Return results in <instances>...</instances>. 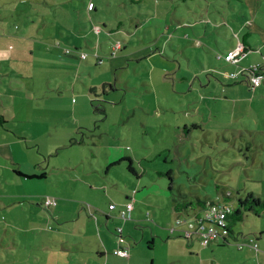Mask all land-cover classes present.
<instances>
[{
    "label": "rangeland",
    "instance_id": "rangeland-1",
    "mask_svg": "<svg viewBox=\"0 0 264 264\" xmlns=\"http://www.w3.org/2000/svg\"><path fill=\"white\" fill-rule=\"evenodd\" d=\"M44 1L56 5L54 37L38 34L42 37L21 38L31 48L38 42L46 54L36 50L30 61L36 64L32 79H19L12 90L18 101L10 128L18 135L17 131H24L28 137V142L18 144L44 146V151L47 146L63 147L61 154L52 158L49 170L62 187L73 183L77 188L92 179L103 180L113 158L119 154L130 157L139 178L129 172L134 185L127 184L140 190L133 213L140 222L133 230H138V236L143 231L148 234L146 264H264V210L258 215L245 211L244 220L232 225L234 233L241 232L242 243L259 245L251 253L248 246L238 248L234 234L230 244L214 246L215 250L163 239L178 219H188L185 213L192 211L189 207L219 202L231 206L235 213L239 200L247 194L264 202V75L263 89H258L256 96L252 89L245 94L253 114L242 121L232 120L231 115L223 121L217 112L222 100L204 89L206 70L211 66L220 72L225 47H237L244 42L245 33H250L247 37L256 51L241 57L238 67L246 69L262 61L264 0ZM208 18L209 23H199L191 33L197 34L200 43L213 46L222 58L210 53L204 59L207 46L196 47L195 39L185 36L182 29ZM60 32L68 37L61 40ZM21 39L10 40L15 46ZM117 42L122 48L115 52ZM66 50L70 53L65 54ZM248 55L252 56L246 58ZM23 65L25 73L30 66ZM209 75L219 79V74ZM182 77H187L188 83ZM33 87L31 101L27 93L31 95ZM185 125L189 131L183 135ZM47 153L48 159L51 152ZM129 164L126 161L116 167L110 173L114 179L106 180L126 188L118 175L121 169L128 170ZM65 166L70 171H65ZM104 190L97 189V195L105 194ZM114 192L116 197L124 195L118 189ZM92 195H84L83 204L108 211L109 202L100 203ZM177 206L182 213L174 211ZM116 228L112 222L109 231L113 237ZM157 228L167 233L156 238L150 250L151 231Z\"/></svg>",
    "mask_w": 264,
    "mask_h": 264
},
{
    "label": "crops",
    "instance_id": "crops-1",
    "mask_svg": "<svg viewBox=\"0 0 264 264\" xmlns=\"http://www.w3.org/2000/svg\"><path fill=\"white\" fill-rule=\"evenodd\" d=\"M55 7L54 3L44 0H0V264H146L148 234L143 231L142 235L138 236V230H133V226L138 225V222H140L138 220L139 216L133 215L136 210V195L140 190L130 189L127 183L129 182L132 185L133 182H131V176L126 169H121L122 173L118 175L120 179L122 178L125 181L126 188H123L120 183L117 186L106 180L107 178L113 180L114 177L110 173L113 170L116 171V167L124 166L127 160L132 165V159L119 154L116 160L113 158L108 163L103 180L92 179L86 181V183H81L80 187L77 188L73 183L70 186H67L68 183H66L67 187H62L59 185L60 183H55L57 178L54 179L49 170L52 158L61 154L60 150L63 147L49 146L48 149L47 146V150L51 152L47 159L48 151H44V146L18 144L23 140L28 142V137L25 136L24 131H17L21 135L23 134L21 136L10 128L11 123L16 119L15 111L18 101L17 95L12 93L13 87L18 85L17 81L19 79H32L36 64L34 62L30 63V61L34 58L33 55L36 50L46 54L42 45V47L36 45L38 42L35 43L34 48H31L28 41L21 38L35 39L42 37L40 36L42 34L53 38ZM201 20L182 27L185 36L188 38L193 37L196 47L207 46L202 54L204 59L210 57L211 54L218 59L222 56L216 53L214 49L212 50L213 46L211 48L208 42H205L207 45L200 43L197 40V34L195 37L191 33V29H196L199 23L206 24L210 21L209 18ZM66 27L68 29L67 24ZM97 28L99 27H96L95 30L99 31ZM15 29H18L20 34ZM255 31H257V28ZM188 32L191 36L187 35ZM60 34L61 40L68 37L64 32H60ZM248 34L250 33L248 32ZM248 34H244L243 41L245 42L246 39L249 45L247 53L252 54L256 49L251 44L252 41L248 40ZM13 38L21 39V42L14 46V41L10 40ZM44 43L41 44L45 45ZM216 44L221 47L218 42ZM60 45L57 42L58 48L61 49ZM235 48L233 44L225 47V50L228 53ZM263 50L260 51L262 61L256 63L262 66L260 73L262 78L264 75ZM58 51L60 50L58 49ZM68 53H70V50H66L65 54ZM249 56L252 55H248L246 58ZM99 62H102L100 58ZM24 63L30 66L25 73L22 71ZM220 67L218 68L221 70L220 72H214L217 70L211 66L210 69L206 70V72L208 71V82L205 79V92L213 93L212 97L222 100V108H218L217 112H219L223 121H228L230 115L233 117L232 120L239 119L242 121L248 115L253 114L250 100L245 97L247 90L252 89L256 96L258 89H263V83L260 88H254L248 74H242L243 69L239 68L238 64L225 61ZM210 72L216 75L219 74V79L210 76ZM230 73L236 74V78H229ZM181 80L188 83L187 77H182ZM194 86L195 84H193ZM34 87L31 90V95L29 92L27 93L30 96L27 98L31 101L35 97ZM21 89L23 88L21 87ZM216 94L219 96H216ZM21 100L23 98H20L19 101L22 107ZM177 130L180 137L182 132L179 128ZM188 131V126L185 125L183 135ZM187 136L190 135L187 134ZM16 138L19 139L18 142ZM65 167V171H70L69 166ZM57 170L62 172L60 167ZM59 179L61 177H58ZM62 179L67 182L71 180L66 177H62ZM101 182H103L102 187H100ZM103 188L105 194L98 196L96 190H102ZM114 189L122 191L124 195L116 197L117 193L114 192ZM92 193L100 199V203L101 201H108L109 205L113 204L115 206V209L111 210L108 205V211H103L97 206L92 208L84 205L82 202L83 196L86 195L91 198L93 197ZM47 199L56 201V206L45 207L43 204ZM132 201L135 204L133 211L127 214L126 217H122L121 212L125 210V205ZM179 210V206L174 208L176 213H182ZM188 211L191 212H188L190 214L185 213L186 218H188L186 222L179 226L169 227V236L163 237L166 236V230L159 231L157 228L151 231V240L148 242L150 250L154 248L156 238L159 237L168 238L169 243L186 245L187 247L202 245L199 237L188 238L184 234V230L198 216L200 208L191 209L189 207ZM233 213L232 211L231 215ZM190 219L192 220L190 221ZM229 221L231 228L233 221L230 218ZM112 222L117 227L115 230L116 237H113L115 235L112 236L109 231ZM172 228L173 230L174 228L177 229L171 232ZM176 232L177 234H175ZM231 234H234L235 239L233 242L238 244L240 250L248 246L249 253H251L259 247L257 243L253 242L249 244L242 243L240 240L242 238L239 236L241 232L234 233V230L227 239L216 241L208 246L202 245V247L210 246L214 250V246L224 248L225 245L231 243ZM172 238L180 239V241H173ZM240 242L241 244H239ZM119 249H127L128 257L115 255L114 251Z\"/></svg>",
    "mask_w": 264,
    "mask_h": 264
},
{
    "label": "built area",
    "instance_id": "built-area-1",
    "mask_svg": "<svg viewBox=\"0 0 264 264\" xmlns=\"http://www.w3.org/2000/svg\"><path fill=\"white\" fill-rule=\"evenodd\" d=\"M115 50L120 49V44H117L114 48ZM247 52L244 51L242 44H239L233 51H229L225 57L224 61L237 64L238 60L241 57L246 56ZM82 58H85L86 55H82ZM222 58V57H220ZM242 74H248L251 79V83L254 88H258L262 84V76L259 73L258 69L252 66L249 69H243ZM229 78H236V74H230ZM56 201L52 199H47L43 204L45 207L49 208L50 206H56ZM134 202H130L125 205V210L121 212L122 217H126L127 214H130L134 209ZM111 210L115 209V206L109 205ZM232 213V207L227 204H222L219 202H211L207 205L206 208L200 209L198 216L195 220L192 221L188 228L184 230L185 236L192 238L193 235L197 234L200 236V240L203 246H208L216 241H223L228 238L230 235V221L229 217ZM186 220H179L177 225H181ZM177 228L171 229V232L176 231ZM121 232V230H119ZM115 255L128 257L127 249H119L114 251Z\"/></svg>",
    "mask_w": 264,
    "mask_h": 264
},
{
    "label": "trees",
    "instance_id": "trees-1",
    "mask_svg": "<svg viewBox=\"0 0 264 264\" xmlns=\"http://www.w3.org/2000/svg\"><path fill=\"white\" fill-rule=\"evenodd\" d=\"M247 43L248 42L246 41V39H245L244 43H241L243 45V47H244V51L245 52H248L247 48H249V45ZM116 51L117 50H115V52ZM255 67L258 69L259 73H261L262 66L261 65H257ZM127 161H129V160H127ZM128 170L135 177L139 176V174L132 167L131 162H130V164L128 166ZM207 205L208 204L201 205L200 209L206 208ZM262 210H264V202H262L259 198H256L252 194H247L246 197L241 198L239 200V208L236 209L235 213L230 215L231 217H229V218L231 219V221H233V224H236V223L242 222L244 220V212L245 211H247V212L249 211V213H254L255 215H258L259 212H261ZM232 227L233 226H231V228H230V233L233 232Z\"/></svg>",
    "mask_w": 264,
    "mask_h": 264
}]
</instances>
